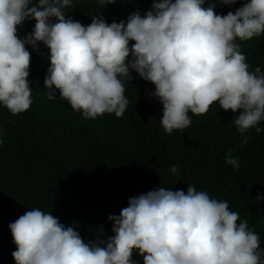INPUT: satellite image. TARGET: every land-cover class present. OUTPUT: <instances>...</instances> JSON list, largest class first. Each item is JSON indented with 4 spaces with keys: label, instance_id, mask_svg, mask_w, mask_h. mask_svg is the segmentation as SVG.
I'll list each match as a JSON object with an SVG mask.
<instances>
[{
    "label": "clouds",
    "instance_id": "clouds-1",
    "mask_svg": "<svg viewBox=\"0 0 264 264\" xmlns=\"http://www.w3.org/2000/svg\"><path fill=\"white\" fill-rule=\"evenodd\" d=\"M204 4L152 0L149 10L130 13L126 22L107 23L99 12L83 25L66 17L73 0H0V107L16 115L32 105L26 45L37 51L42 43L49 50L47 99L66 101L85 119L122 117L129 104L124 82L135 71L154 85L150 95L162 105L166 134L184 131L192 115L206 114L216 103L238 112L232 121L246 144L250 129L264 131V71L247 62L237 40L264 34V0H245L226 14L216 13L211 0ZM25 20L34 26L18 38L17 26ZM225 163L240 168L231 150ZM170 172L177 174L178 167ZM108 219L114 234L90 241L50 211L29 209L8 224L16 245L11 255L15 264H136L134 251L143 264H264L261 235L248 220L228 201L191 184L186 191L158 187L132 196Z\"/></svg>",
    "mask_w": 264,
    "mask_h": 264
},
{
    "label": "trees",
    "instance_id": "trees-1",
    "mask_svg": "<svg viewBox=\"0 0 264 264\" xmlns=\"http://www.w3.org/2000/svg\"><path fill=\"white\" fill-rule=\"evenodd\" d=\"M36 0H33L35 3ZM210 0H205L207 7ZM214 11L226 14L245 0L222 5ZM152 0H73L66 17L91 23V15H102L107 23L126 22L130 13L141 15ZM34 20L17 26L18 38L30 33ZM134 41H129L131 45ZM247 62L264 71V34L246 41L237 40ZM31 53L29 83L33 103L23 113L13 115L0 107V264H15L16 250L8 228L20 215L39 208L74 227L86 240H107L113 235L110 215H119L128 199L158 187L197 190L226 200L232 211L247 219L249 227L261 235L264 248V131L255 128L246 135V144L232 119L237 113L213 103L206 114L192 115L184 131L164 132L162 105L153 96L154 85L132 71L125 80L128 108L122 117L103 114L85 119L63 100H48L43 83L49 66V50L42 43ZM131 59V55L129 56ZM58 94V90H57ZM239 111V110H238ZM264 129V122L259 125ZM231 150L239 157L240 168L225 163ZM172 165L178 173L170 172ZM136 264L143 258L133 252Z\"/></svg>",
    "mask_w": 264,
    "mask_h": 264
}]
</instances>
